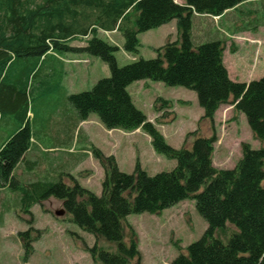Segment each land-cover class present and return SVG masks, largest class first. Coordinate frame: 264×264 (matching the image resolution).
Listing matches in <instances>:
<instances>
[{
  "label": "trees",
  "instance_id": "1",
  "mask_svg": "<svg viewBox=\"0 0 264 264\" xmlns=\"http://www.w3.org/2000/svg\"><path fill=\"white\" fill-rule=\"evenodd\" d=\"M248 1L201 0L199 12L221 16ZM149 11L150 17L142 16ZM149 11L141 0H0V188L19 191L20 209L32 217L29 230L20 233L24 257L28 260L34 251L31 233H39L33 227L31 208L43 206L50 198L62 200L84 231L118 243L116 253L99 252L103 264H131L136 258V264H143L137 232L130 225L131 245L124 242L123 222L129 214H158L191 198L208 228L171 264H264V146L254 149L243 143L237 165L218 169L212 162L217 137L196 136L191 149L172 147L127 91L131 83L142 79L195 90L204 113L202 120L213 121L219 107L231 103L235 111L246 115L253 135L264 143V77L233 81L223 62L224 41L215 37L194 46L191 57L180 48L168 47L154 58L140 57L120 67L115 55L119 47L99 36L100 30L119 31L124 50L138 55L139 33L159 17ZM81 37L88 38L86 46L70 44ZM63 50L100 58L111 71L89 90L70 95L78 118L87 120L95 113L108 129H143L156 152L176 160L175 168L149 175L137 162L134 171L126 173L113 155H104L94 146L93 156L106 171L101 195L74 180L73 185L62 179L26 185L16 178L14 171L30 150L33 137L26 101L32 71L18 72L14 66L20 58L36 57L38 68L48 52ZM58 87L57 83L52 88ZM46 92L42 90L44 95ZM155 103L160 111L173 105L162 98ZM228 223L237 229L224 242L216 233Z\"/></svg>",
  "mask_w": 264,
  "mask_h": 264
},
{
  "label": "rangeland",
  "instance_id": "2",
  "mask_svg": "<svg viewBox=\"0 0 264 264\" xmlns=\"http://www.w3.org/2000/svg\"><path fill=\"white\" fill-rule=\"evenodd\" d=\"M141 1L145 3L148 11L154 10L159 17H156V21L148 23L147 27H144L139 33L143 42L141 41L138 55L124 50V37L119 31L100 30L99 32V36L119 47L115 55L120 67L126 66L140 57L154 58L158 52L163 53L168 47L180 48L187 53L188 57H191L194 46L201 41H210L215 37L224 41L223 59L225 55L230 58L226 62L229 65V75L232 80L234 79L233 81L248 82L264 77V26H257L264 21L262 14L254 12L248 14L244 11L246 10L244 7L238 11H232L234 13H230L231 15H224L226 17L208 15L199 12L201 0H168L169 3L166 5L155 0ZM174 6L176 7L173 9ZM254 6L260 8V13L264 12V2L256 3ZM150 14L152 11L146 14L144 12L142 16L150 17ZM237 17L250 18L247 22L249 31H240L237 28L238 23H230L233 19L237 21ZM240 23L244 25L243 20ZM210 32L212 38L209 36ZM156 33H159L161 37ZM87 40V37H81L70 44L87 45ZM59 53L64 56L72 52L63 50ZM91 57L96 60V66H89L91 69H87L86 74L83 72L80 76L78 73L72 81L77 86L85 84L84 90H89L99 79L93 85H90V80L96 79L98 76L102 78L111 75L107 63L100 58ZM69 59L76 64L77 62L88 64L86 58L79 61L76 58ZM37 64L36 57H28L18 59L14 66V70L18 72L32 71L28 82L26 101L27 109H29L28 120L31 118L30 121L36 127L40 125V115L43 111L45 96H43L42 90L46 89V95L50 96L57 95L58 93L55 92L59 90L52 88L58 83L56 81L59 71L56 70L53 73L49 69L45 70L44 66L39 69ZM97 64L107 66L108 74L103 76L101 66L99 67ZM47 88L52 89L49 91ZM127 91L130 92L132 101L137 108L142 110L148 119L159 128L167 143L172 147L191 149L196 136L217 137V141L214 143L215 151L212 162L218 169H232L237 165L239 159L242 158L243 143H249L254 149L264 146V143L253 135L246 115L243 112L235 111L231 103L219 107L218 121L215 120V117L213 121L202 120L204 113L195 90L183 86H169L153 79H142L131 83ZM158 98L170 100L173 102L172 107L163 111L158 110L155 103ZM173 98L176 99L175 102L171 100ZM178 102L188 103L189 106H177L174 112L173 107ZM166 113L167 116L164 119L163 116ZM3 125L4 123L2 127ZM126 132L129 135L122 134L117 130L114 137L110 139L115 151L113 156L123 172L132 173L137 162L149 175L169 171L176 167L175 159L167 158L154 150L150 136L144 130L142 132ZM99 164L103 168L100 162ZM90 165V163L85 164L83 166L87 167L83 168L91 167L93 169ZM83 168L76 176H67V182L73 185L74 180L93 193L101 195L104 180H101L97 175L93 180L86 181V174L90 170ZM103 169L105 171V168ZM18 194L21 195V193ZM15 196L16 190L11 187L5 192L0 190V198H3L5 202V212L0 214V264H103L99 252H118L117 242L108 241L104 237L97 238L94 234L84 231L73 221L71 214L63 206L62 200L50 198L43 203V206L36 204L31 208L33 227L39 233L36 231L31 233L35 239L33 242L34 251L28 260L25 259V249L20 233L29 230V220L32 217L21 211L19 204L21 199L17 200ZM61 209H64L65 213L57 216L56 213ZM4 210L0 208V213ZM129 225L137 232L143 264H171L179 254H186V247L198 241L208 228L206 220L197 210L196 201L191 198L184 199L183 202L164 209L158 214L147 211L129 214L123 222L124 242L128 246L131 245L132 237ZM235 229H237L236 226L228 223L225 228L217 231L216 237L227 242ZM137 262L136 258L131 261V264Z\"/></svg>",
  "mask_w": 264,
  "mask_h": 264
},
{
  "label": "crops",
  "instance_id": "3",
  "mask_svg": "<svg viewBox=\"0 0 264 264\" xmlns=\"http://www.w3.org/2000/svg\"><path fill=\"white\" fill-rule=\"evenodd\" d=\"M261 2H264V0H249L248 2H244L237 6L234 10L230 9L228 11H225L223 16L231 15L230 13H234L232 11H238L241 8L246 7V10H244L246 13L249 14L254 12L255 14H262L264 19V12L260 13V8L254 6V4ZM249 19H247V17H237V21H234L233 19V21H230V23H238L239 26H237V28L240 31H249V24L247 23ZM242 20L244 21V25L240 23V21ZM257 26H264V21ZM112 31L116 32L117 30ZM156 34L160 36L159 33ZM209 36L210 38H212L211 32ZM140 41H142L141 37ZM71 45L74 47L86 46L77 44ZM69 58H76L78 61L83 58H86L88 59V64L80 62H77L76 64L74 62H71ZM226 60H230V58L225 55L223 61L226 64L229 74L230 68ZM43 66L45 70L49 69L53 73L56 70L59 71V90L58 92H55L58 93L57 95H44L45 97L43 100L42 107L43 111H41L40 115V125L36 127L35 124L31 122V129L33 134L30 145L31 148L24 156L23 162H21L19 166L15 169L14 172L16 178L26 185L33 184V182L45 180L57 182L59 179H62L63 182L70 185L69 182H67V176H76L78 172L82 171L83 167H87L83 165L90 163V166H92L93 169H91V167L83 168L85 170H90V172L86 174L85 180L91 181L97 175L101 180H103L105 177V171L99 164V161L95 158V156H93V147L95 146L99 148L105 155H114L115 151L113 150V145L110 139L114 137V134L117 130L122 134H127L128 132L119 128L108 129L106 126L103 125L98 115L94 113L90 115L89 119L87 120L79 119L77 109L69 101L70 95L76 94L86 88L85 84L77 86L72 81H74V78L78 75V73L80 76L83 72L86 74L87 69H91L89 68V66L95 67L96 60H93L91 56L80 52H72L69 55L62 56L57 52L50 51L46 54V56L42 57L39 62V69ZM97 66H101L100 68L103 71V76L108 74L109 68H107V66H103V64H97ZM100 78L98 76L96 79L90 80V85H93L97 81V79ZM171 100L174 102L176 101V99L174 98ZM180 105H184L186 107L189 106L188 103L183 104L178 102V104L176 103L173 107L174 112L176 110V107H179ZM218 111L219 110L216 111V121H218ZM142 131V129H137L131 132ZM8 188L10 187L8 186L6 188H0V190L2 192H5L8 190ZM18 193L20 192L16 191L15 197L17 200L21 199L22 195H19ZM0 199V208L4 210L5 202L3 201V198ZM19 204L21 205V201L19 202ZM4 212L5 210L2 211L0 214Z\"/></svg>",
  "mask_w": 264,
  "mask_h": 264
},
{
  "label": "water",
  "instance_id": "4",
  "mask_svg": "<svg viewBox=\"0 0 264 264\" xmlns=\"http://www.w3.org/2000/svg\"><path fill=\"white\" fill-rule=\"evenodd\" d=\"M64 213H65V210L64 209H61L56 214H57V216H59V215L64 214Z\"/></svg>",
  "mask_w": 264,
  "mask_h": 264
}]
</instances>
